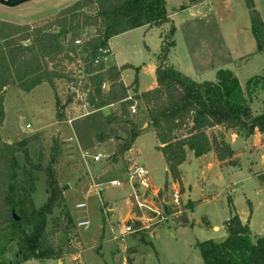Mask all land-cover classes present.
<instances>
[{
  "label": "rangeland",
  "instance_id": "obj_1",
  "mask_svg": "<svg viewBox=\"0 0 264 264\" xmlns=\"http://www.w3.org/2000/svg\"><path fill=\"white\" fill-rule=\"evenodd\" d=\"M75 1L33 0L16 7L0 4V20L47 23ZM167 1V10L177 13L172 17L176 44L171 49L170 61L185 74L198 81H215L219 69H229L242 84L250 77L264 74V53L256 52L246 0H204L193 8L195 13L180 9L186 0ZM253 1L264 20V0ZM168 30L167 23L149 30H135L113 40L117 52L133 66L124 72L128 84L137 77L139 88L146 90L156 82L153 64H157L162 35ZM94 31L88 28L86 34L92 35ZM113 62V56L106 60L107 65ZM73 87L65 81L58 82L57 91L64 103ZM104 88H108V83ZM81 89L82 86L77 87L72 103L63 107L61 117L54 90L47 82L31 92L16 87L6 90L5 120L0 129L4 139L20 141L29 134L44 132L50 143L54 139L63 142L62 157L56 165L60 185L64 186L63 198L53 212V219L57 218L49 221L47 229L55 231L57 241L64 237L62 242L67 254L47 259L44 264H59V260L62 264H205L197 243L209 239L223 241L227 237L226 221L234 212L249 223L254 236L264 235V133L233 138L232 130L222 128L235 154L221 161L213 152L196 156L188 149L180 166L183 188H175L179 183L168 177L166 192L163 186L167 163L157 149L154 129L148 122L141 129L146 123L144 110L138 106L137 113H132L141 124L134 146L124 157L111 160L117 145L108 137L111 131L106 117L118 111L119 105L91 110ZM263 100L264 94H261L252 102L254 111L264 108ZM26 123L30 128H26ZM215 130L221 132V128ZM31 153L35 162L42 158L36 147ZM45 153L44 157H49L52 151ZM97 154L102 155L100 161L94 160ZM109 160L111 164L100 168ZM132 163L149 171L150 188L141 197L142 206L134 198L138 187L128 177L127 168ZM113 181L121 185L115 186ZM35 186L25 217L47 201L45 179H38ZM156 190L159 192L155 196ZM176 192L177 202L174 201ZM80 203L84 207H78ZM190 204L193 206L186 210ZM67 214L73 223L68 224L66 236L61 235L58 227L66 224ZM184 214L185 224L180 220ZM79 222L87 224L80 226ZM126 225L131 226L132 232L124 233ZM18 255L16 243L0 252V258L11 262ZM19 264L40 262L30 259Z\"/></svg>",
  "mask_w": 264,
  "mask_h": 264
},
{
  "label": "trees",
  "instance_id": "obj_2",
  "mask_svg": "<svg viewBox=\"0 0 264 264\" xmlns=\"http://www.w3.org/2000/svg\"><path fill=\"white\" fill-rule=\"evenodd\" d=\"M202 1L186 0L181 9ZM246 4L256 52L264 53V23L254 1L246 0ZM166 23L169 30L162 35L157 54V85L139 93L137 77L132 83L134 98L145 112L142 113L145 122L154 129L157 149L167 163L163 190H169L168 177L183 188L180 166L188 149L196 156L213 152L218 160L231 158L235 151L225 140L222 128L245 138L256 132L264 133V108L260 112L252 108V102L264 94V74L250 77L242 84L229 69H219L215 81H198L170 63L176 26L167 11L166 0H76L47 23L0 20V128L5 120L9 87L31 92L41 83H49L61 117L63 107L72 103L77 87L82 86L85 103L91 110L119 105V110L106 118L111 131L108 137L117 145L111 160L124 157L141 126L130 111L132 101L126 100L130 87L122 79L123 70L132 66L107 65L104 58L109 55L113 36ZM88 28L95 30L92 35L86 34ZM77 40L80 42L76 43ZM59 81L74 85L65 103L57 91ZM217 128H221L220 133L216 132ZM33 147L42 156L38 162L31 153ZM46 150L52 151L49 157H44ZM62 152L63 142L54 139L50 143L44 132L12 142L0 133V242L4 245L0 252L11 243L19 246L16 261L0 258V264H19L30 259L44 264L47 259L67 254L64 242L57 241L55 231L47 229L49 221L57 218L53 219V212L63 198L64 186L60 185L56 167ZM125 164H128L126 159ZM40 178L47 185V201L25 217L23 214L28 213V201L32 200L31 194ZM192 206L188 205L186 210ZM170 212L167 207V213ZM14 213L19 220H15ZM180 220L185 224L187 216L184 214ZM69 223L73 220L67 214L65 225L58 227L61 235L67 236ZM225 228L227 237L223 241L209 239L197 243L205 264H264V235L254 236L249 223H244L236 212L226 221Z\"/></svg>",
  "mask_w": 264,
  "mask_h": 264
},
{
  "label": "built area",
  "instance_id": "obj_3",
  "mask_svg": "<svg viewBox=\"0 0 264 264\" xmlns=\"http://www.w3.org/2000/svg\"><path fill=\"white\" fill-rule=\"evenodd\" d=\"M80 41L77 40L76 43H79ZM111 49L109 50V55H110ZM104 53H108V50H104ZM108 55V56H109ZM106 56L104 58L105 62H106V58L108 57ZM134 93L129 89L128 90V97H126V100H130L132 101V104L130 106V111L131 113H137V106H138V101L134 98ZM26 128H30V124L26 123ZM102 158V155L97 154L94 156V160L95 161H100ZM128 170V177H129V181L133 182L136 187H138V190L136 191L134 198L136 203L139 206L144 205L140 200L141 197L146 195V190L150 188L149 185V180L147 179V177L149 176V171L146 167L144 166H138L134 163H132L131 165H129V167L127 168ZM113 185L115 186H120L121 184L118 181H113ZM143 185H145V187H143ZM137 189V188H136ZM179 198L178 192H176L174 194V201L177 202ZM78 207H84V203H80L78 205ZM87 224V222H79L80 226H85ZM126 230V231H125ZM124 233H128V232H132V228L130 225H126L125 229H124ZM123 239V238H122Z\"/></svg>",
  "mask_w": 264,
  "mask_h": 264
},
{
  "label": "crops",
  "instance_id": "obj_4",
  "mask_svg": "<svg viewBox=\"0 0 264 264\" xmlns=\"http://www.w3.org/2000/svg\"><path fill=\"white\" fill-rule=\"evenodd\" d=\"M167 3H168V1L166 0V5H167ZM201 3V2H200ZM200 3H198V4H196V5H199ZM184 4V3H183ZM182 4V5H183ZM196 5H193V6H190V7H187V9H191L192 10V13H195L194 12V10H193V8L196 6ZM181 7V6H180ZM181 9V8H180ZM185 10V9H184ZM168 11V10H167ZM168 13L170 14V18H171V20H172V22L174 21V19L172 18L174 15H176V14H173V13H170L169 11H168ZM262 21H263V23H264V20H263V18H262ZM163 25H167V23L166 24H163ZM152 27H139V28H135V29H132V30H129V31H126V32H123V33H121V34H118V35H115V36H113L111 39H110V49H111V52H110V55L109 56H113V59H114V61L115 62H113L114 64H117L118 66H121V65H124V64H128V63H126L125 61V58H123L118 52H117V49H116V47L114 46V44H113V40L114 39H116V38H120V37H123V36H125V35H128V34H130L131 32H133V31H135V30H142V29H146V30H149V29H151ZM163 40V39H162ZM162 44V43H161ZM173 49V48H172ZM170 53H171V51H170ZM108 56V57H109ZM108 57L106 58V60L108 59ZM170 54H169V61H170ZM170 63H171V61H170ZM173 64V63H172ZM110 65H112V64H110ZM175 65V64H174ZM175 66H177V65H175ZM133 67V66H132ZM153 67L154 68H156V64H153ZM179 68V67H178ZM126 70V69H125ZM125 70H123V72H122V79H123V81H124V83H125V85H127V86H129L130 87V90L133 92V93H135L133 90H134V88H135V86H133L132 85V83L131 84H128V82H126V80H125V77H124V72H125ZM191 77V76H190ZM157 85V80H156V82L150 87V88H148V89H146V90H149V89H151V88H153V87H155ZM137 89H138V92L139 93H141V92H144V91H146V90H141L140 88H139V86H138V84H137ZM1 129V128H0ZM230 133H231V135H232V137L233 138H236V137H238V135L237 134H233L231 131H230ZM259 133V132H258ZM8 141V140H7ZM133 146H134V144H133ZM132 149V148H131ZM188 151V150H187ZM214 154V153H213ZM128 161V160H127ZM177 186H180V185H176V187L175 188H177ZM160 190V189H159ZM159 190H156L155 191V196H156V193L157 192H159ZM245 223V222H244ZM59 262V264H62V261L61 260H59L58 261Z\"/></svg>",
  "mask_w": 264,
  "mask_h": 264
},
{
  "label": "water",
  "instance_id": "obj_5",
  "mask_svg": "<svg viewBox=\"0 0 264 264\" xmlns=\"http://www.w3.org/2000/svg\"><path fill=\"white\" fill-rule=\"evenodd\" d=\"M30 1H33V0H0V4H2L4 6H7V7H16V6H19V5L23 4V3L30 2ZM147 125H148L147 122L144 123V125L142 126L141 129L146 128ZM111 163H112L111 160L106 161L100 166V168H103V167H105V166H107V165H109ZM14 218H15V220H19L20 219V217L16 213H14ZM63 239H64V237H62V240Z\"/></svg>",
  "mask_w": 264,
  "mask_h": 264
}]
</instances>
